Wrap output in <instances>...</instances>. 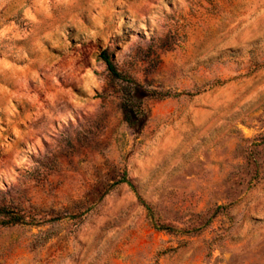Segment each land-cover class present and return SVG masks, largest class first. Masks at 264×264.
I'll return each instance as SVG.
<instances>
[{"label":"rangeland","instance_id":"1","mask_svg":"<svg viewBox=\"0 0 264 264\" xmlns=\"http://www.w3.org/2000/svg\"><path fill=\"white\" fill-rule=\"evenodd\" d=\"M0 210V264H264V0H0Z\"/></svg>","mask_w":264,"mask_h":264},{"label":"trees","instance_id":"2","mask_svg":"<svg viewBox=\"0 0 264 264\" xmlns=\"http://www.w3.org/2000/svg\"><path fill=\"white\" fill-rule=\"evenodd\" d=\"M101 58L105 61L108 71L115 77H119V74L116 72L111 60L109 59L108 55L106 53H103ZM0 214H7V212L0 210ZM19 221V218H10L8 222H3V224H9V223H17ZM162 229V228H159Z\"/></svg>","mask_w":264,"mask_h":264}]
</instances>
